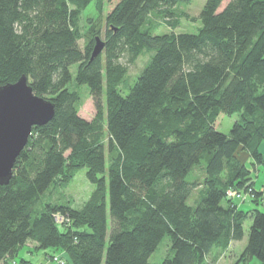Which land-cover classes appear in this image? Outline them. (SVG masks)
Wrapping results in <instances>:
<instances>
[{
	"label": "trees",
	"instance_id": "obj_1",
	"mask_svg": "<svg viewBox=\"0 0 264 264\" xmlns=\"http://www.w3.org/2000/svg\"><path fill=\"white\" fill-rule=\"evenodd\" d=\"M110 1L0 0V87L23 76L54 104L53 119L32 129L9 185H0V264H33L16 260L29 243V254L63 252L66 260L46 254L63 264H152L166 235L172 255L155 264H206L213 249L241 242L248 217L235 264H264V192L237 156L264 171V0L222 8L224 0H207L197 33L177 35L154 33L195 21L177 11L191 0H119L102 19ZM90 5L99 17L84 30ZM96 38L104 49L90 61ZM145 51L151 58L122 95L128 68L120 61L133 65ZM73 65L104 120L106 144L97 119L78 114ZM220 114L239 117L229 134L214 128ZM80 169L94 188L81 208L42 202ZM196 169L203 178L188 181ZM230 191L251 194L254 207L241 210Z\"/></svg>",
	"mask_w": 264,
	"mask_h": 264
},
{
	"label": "rangeland",
	"instance_id": "obj_2",
	"mask_svg": "<svg viewBox=\"0 0 264 264\" xmlns=\"http://www.w3.org/2000/svg\"><path fill=\"white\" fill-rule=\"evenodd\" d=\"M119 0H112L110 3L104 4L102 10V19H104L106 13H109L110 10L117 4ZM207 0H191L189 4H182L178 6L177 11L184 12L188 14V17L196 19L195 21L186 20L185 18H181L179 20V25L176 29L171 30L168 27L159 26L155 30L154 34L163 35L169 32H173L177 34H196L198 28L201 26V22L198 19V16L201 9L203 8L204 4ZM230 0H224L221 4V8L228 3ZM82 26L83 29L86 30L88 26V20L91 19L93 23L96 22L99 15L96 14L93 5H90L83 13H82ZM101 19V23L103 24V20ZM198 19V20H197ZM101 39L103 40V30L101 31ZM80 47L83 46V41L79 42ZM152 52H144L138 57L133 65H128L126 60H121L120 63L122 66H126L127 71L123 76L122 82L118 85V90L122 95H125L129 90V88L135 83L137 80V76L143 71L146 66V63L151 58ZM71 75H72V82L70 83V89L79 92L80 94V107L78 109V114L82 119L87 120L88 122H94L96 119L97 124L99 125V132L102 136L103 142L106 144L107 134H106V125L104 120H100L101 117H96L95 107L91 99L89 98L88 92L85 90L86 86H78L74 81L76 76V66L73 65L70 67ZM239 117L235 114L233 116H227L220 114L217 117V120L214 123V128L221 132L222 134H229L231 127L237 121ZM97 125V126H98ZM260 151H264V142L261 143L259 147ZM107 153V150H106ZM238 159L243 162L247 169L251 171V178L254 182V190L256 192H264V171L262 166H252L251 160L249 156L242 152L241 150L237 153ZM108 164V160L106 161V165ZM86 169H80L74 173L71 180L65 183L62 186L53 185V187L49 188L47 192L42 197V202L54 204H61L65 205L68 204L74 209L81 208L87 201V199L91 196L94 191L93 186L89 183V181L85 178ZM203 173H201L198 169L194 170L193 174H189L187 176V180L192 182L195 178L197 181H200L203 178ZM200 187H197L195 192L192 194L191 199L188 200V204L192 205L193 202L198 198V192ZM251 194L243 193L242 198L236 200V203L239 205L241 210L248 211L254 207V205L250 202ZM59 223V222H58ZM109 223L108 222V236H109ZM252 219L248 217L244 220L243 226V239L241 242H232L227 250L222 249H213L209 255L207 256L206 264H235L238 261L239 255L241 251L244 249L247 241H248V233L251 227ZM107 236V239H108ZM162 242L158 245V247L154 250V253L149 257L148 262L155 264L161 263L166 257L171 256L172 253L169 250L170 248V240L169 237L166 235L161 240ZM30 243L25 245L23 249L19 252V258H26L30 260L33 264H59L55 261L46 257V254L52 255L54 257L63 258L64 260L67 259V256L61 251L53 252L51 249H47L45 251H38L34 253H28V249ZM32 250V249H30ZM248 264H260V262L253 258Z\"/></svg>",
	"mask_w": 264,
	"mask_h": 264
},
{
	"label": "water",
	"instance_id": "obj_3",
	"mask_svg": "<svg viewBox=\"0 0 264 264\" xmlns=\"http://www.w3.org/2000/svg\"><path fill=\"white\" fill-rule=\"evenodd\" d=\"M92 48L90 61L101 54L104 42L96 38ZM53 117L54 104L33 94L25 77L0 87V185H9L16 159L32 129L49 123Z\"/></svg>",
	"mask_w": 264,
	"mask_h": 264
},
{
	"label": "built area",
	"instance_id": "obj_4",
	"mask_svg": "<svg viewBox=\"0 0 264 264\" xmlns=\"http://www.w3.org/2000/svg\"><path fill=\"white\" fill-rule=\"evenodd\" d=\"M228 194V196L229 197H231V198H236L237 200L239 199V198H242V196H241V193H235V192H228L227 193ZM56 263L58 262V263H60V264H63L62 263V261H59L57 258L54 260Z\"/></svg>",
	"mask_w": 264,
	"mask_h": 264
},
{
	"label": "crops",
	"instance_id": "obj_5",
	"mask_svg": "<svg viewBox=\"0 0 264 264\" xmlns=\"http://www.w3.org/2000/svg\"><path fill=\"white\" fill-rule=\"evenodd\" d=\"M31 245H32V244H31ZM31 245H30V246H31Z\"/></svg>",
	"mask_w": 264,
	"mask_h": 264
}]
</instances>
